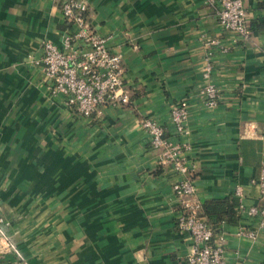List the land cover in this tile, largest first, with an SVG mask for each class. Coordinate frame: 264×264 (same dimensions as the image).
Here are the masks:
<instances>
[{
  "label": "crops",
  "instance_id": "0c3cea01",
  "mask_svg": "<svg viewBox=\"0 0 264 264\" xmlns=\"http://www.w3.org/2000/svg\"><path fill=\"white\" fill-rule=\"evenodd\" d=\"M65 1L0 0V264H187L178 178L141 128L152 119L178 140L176 106L189 112L196 198L234 205L233 222L208 217L229 260L264 264V228L237 213L261 197L251 180L264 167V0H244L247 41L222 30L208 0H87L93 30L123 57L130 94L92 119L44 78V43L63 46ZM208 40L218 41L215 109L200 97ZM242 227L257 237L238 236Z\"/></svg>",
  "mask_w": 264,
  "mask_h": 264
},
{
  "label": "built area",
  "instance_id": "2783aa9c",
  "mask_svg": "<svg viewBox=\"0 0 264 264\" xmlns=\"http://www.w3.org/2000/svg\"><path fill=\"white\" fill-rule=\"evenodd\" d=\"M208 3L216 6L218 22L224 32L248 40L250 31L244 0H208ZM88 10L87 0L65 1L62 7L66 26L63 46L45 42L41 64L51 93L63 96L68 108L82 118L92 119L101 118L107 107L129 105L130 94L126 89L123 57L112 52L107 39L93 30ZM217 45V40L206 41L209 50L204 58V85L200 97L209 109L217 108L221 99V90L213 82L214 52L211 49ZM170 119L173 137L178 139L175 141L155 120H143L141 128L147 133L151 148L157 152L159 164L170 167L178 178L173 185L178 200L176 223L179 231L193 243L187 264H240L229 260L224 233L209 220L202 202L196 198L197 188L189 160L191 147L186 142L190 135L187 108L174 107ZM251 184L259 186L260 204L253 207L240 204L238 218H250L264 228V167ZM236 196H242L241 189L236 191ZM7 224L0 217V225ZM237 235L252 240L257 237L254 230L248 231L243 227ZM0 236L6 240L1 230Z\"/></svg>",
  "mask_w": 264,
  "mask_h": 264
},
{
  "label": "trees",
  "instance_id": "16d2710c",
  "mask_svg": "<svg viewBox=\"0 0 264 264\" xmlns=\"http://www.w3.org/2000/svg\"><path fill=\"white\" fill-rule=\"evenodd\" d=\"M204 212L207 217L217 216L219 219H224L228 222H233L236 218L234 205L228 200L208 202L204 205Z\"/></svg>",
  "mask_w": 264,
  "mask_h": 264
},
{
  "label": "water",
  "instance_id": "95a60500",
  "mask_svg": "<svg viewBox=\"0 0 264 264\" xmlns=\"http://www.w3.org/2000/svg\"><path fill=\"white\" fill-rule=\"evenodd\" d=\"M0 217H3V216H0Z\"/></svg>",
  "mask_w": 264,
  "mask_h": 264
}]
</instances>
